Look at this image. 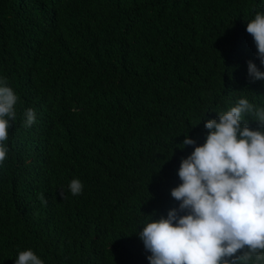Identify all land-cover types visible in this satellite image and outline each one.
<instances>
[{
	"label": "trees",
	"instance_id": "1",
	"mask_svg": "<svg viewBox=\"0 0 264 264\" xmlns=\"http://www.w3.org/2000/svg\"><path fill=\"white\" fill-rule=\"evenodd\" d=\"M78 2L0 0V78L20 97L0 166V264L28 249L44 264H149L137 233L179 207L184 135L203 145L205 122L242 91L264 107L246 31L264 0Z\"/></svg>",
	"mask_w": 264,
	"mask_h": 264
},
{
	"label": "clouds",
	"instance_id": "2",
	"mask_svg": "<svg viewBox=\"0 0 264 264\" xmlns=\"http://www.w3.org/2000/svg\"><path fill=\"white\" fill-rule=\"evenodd\" d=\"M246 31L264 67V11L255 13ZM247 64L253 81L264 80V71L252 61ZM243 92L234 106L217 113L218 120L205 122L203 145L195 146L196 141L184 135L180 149L194 150L181 160V183L171 190L179 207L158 220L144 215L147 220L137 233L151 253L149 264H264V107L250 102ZM19 99L0 78V166L8 156L6 142ZM23 116L25 127L36 121L32 108ZM249 118L259 126L256 130L249 127ZM69 191L80 195L83 183L71 180ZM39 199L47 205L43 194ZM15 264L44 261L28 249L18 252Z\"/></svg>",
	"mask_w": 264,
	"mask_h": 264
}]
</instances>
